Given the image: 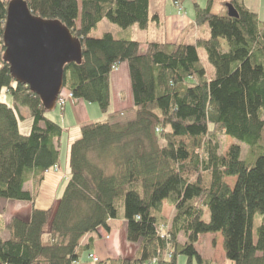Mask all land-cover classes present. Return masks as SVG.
<instances>
[{
	"label": "trees",
	"instance_id": "16d2710c",
	"mask_svg": "<svg viewBox=\"0 0 264 264\" xmlns=\"http://www.w3.org/2000/svg\"><path fill=\"white\" fill-rule=\"evenodd\" d=\"M11 1L0 0V199L30 202L33 210L29 219L14 217L9 238L0 237V264H77L94 245L93 238L83 244L87 236L109 230L112 221H125L128 243H140V249L133 259L101 264H177L179 256L187 264H214L196 248L207 234L222 236L231 263L264 264V23L245 0L227 4L238 18L228 10L213 14L214 0L205 8L195 3L196 26H207L208 38L149 43L144 54L135 40L94 38L93 31L104 20L148 31L156 18L150 0H23L33 15L60 21L80 41L82 64L66 66L64 89L105 115L80 125L81 137L69 149L66 186L48 209L37 208L35 191L25 186L33 180L38 190L59 167L63 128L48 119L28 86L13 79L3 59ZM199 48L214 68L212 83ZM124 63L134 106L109 113L111 74ZM3 93L12 107L1 101ZM21 107L32 119L25 134ZM220 136L250 146L252 155L259 154L255 163L241 159L238 143L223 155ZM165 204L174 208L169 241L159 232L167 223ZM167 251L170 261L164 260Z\"/></svg>",
	"mask_w": 264,
	"mask_h": 264
},
{
	"label": "crops",
	"instance_id": "0c3cea01",
	"mask_svg": "<svg viewBox=\"0 0 264 264\" xmlns=\"http://www.w3.org/2000/svg\"><path fill=\"white\" fill-rule=\"evenodd\" d=\"M180 2L183 3V0H181ZM173 3L175 4V2ZM245 4L248 7L246 0ZM152 17H156L155 19L159 21L158 25L160 27H166L168 31V37L171 41L169 43L161 44H176L180 39L181 41L186 40L185 35L187 32L190 31L189 36H191L198 31L195 23V14L194 17L191 18L188 16L180 17L176 14V16L174 17L167 18V22L161 21L160 17L157 15H152ZM201 31L202 36H209V33L206 34L204 32V27L201 28ZM184 43H186V41H184ZM148 44L149 43L145 44V46H148ZM145 48L147 49V47ZM119 84H125L126 87H120ZM133 106L134 104L131 91L129 67L127 63H124L120 65L116 70H114L111 74V104L109 113L120 112L132 108ZM96 107L98 106L95 104H89L82 100H68L65 108L61 110V117H58L56 115L50 116V120L56 122L63 128V134L60 140V171L56 172L54 170H51L50 172H48L45 175V179L40 184L38 190L35 189V183L33 180H30L26 184L25 189L27 191L32 193L35 191L36 193L37 198L35 203L37 208L48 209L50 207L56 206L59 202L66 186L64 185V179L69 178L67 172H64L62 165L66 166L67 171L69 170V149L71 144L81 137L80 125L88 121H102L105 119V115H103L100 108ZM72 132H74L73 136H71ZM65 139L67 141V151L65 157L63 158L62 146ZM0 207H2V212L0 211V214L2 216V222L4 223L3 229H5L6 231L8 224L14 217L29 219L33 210V204L30 202H17L3 199H0ZM120 225L121 230L119 229ZM109 227V230L99 229L96 233L98 235L97 237L95 236L96 234L87 236V238L83 241V244L86 245L88 241L93 238L94 245L92 246L90 251L84 253V255L86 256L84 257L83 255L78 264H88L89 259L87 255L90 252L98 255L99 259L102 262L107 261L108 259L117 258V256L121 253V249L119 246V242H122L121 235L123 234V238L125 237V239H127V223L125 221H112L109 223ZM105 236H109V238L106 239ZM125 242L127 243V240H125ZM215 242H217V245ZM137 244L138 249H140V243ZM208 244L210 246V249H207ZM216 246H218V248L220 249H218V255L221 256L220 259H218L215 254ZM196 248L204 260H210L214 264H233L226 258V254L224 252V240L221 235L207 234L201 236ZM138 251L139 250H136V252L132 251L133 258L137 256ZM210 251L212 252V254H210ZM128 256H130V254ZM133 258L130 257L127 259Z\"/></svg>",
	"mask_w": 264,
	"mask_h": 264
},
{
	"label": "water",
	"instance_id": "95a60500",
	"mask_svg": "<svg viewBox=\"0 0 264 264\" xmlns=\"http://www.w3.org/2000/svg\"><path fill=\"white\" fill-rule=\"evenodd\" d=\"M227 10L229 17H239L231 4ZM3 44V59L13 79L28 86L47 112H54L64 90L66 66L82 64L80 41L60 21L37 17L23 0H13L7 8Z\"/></svg>",
	"mask_w": 264,
	"mask_h": 264
},
{
	"label": "rangeland",
	"instance_id": "374dc122",
	"mask_svg": "<svg viewBox=\"0 0 264 264\" xmlns=\"http://www.w3.org/2000/svg\"><path fill=\"white\" fill-rule=\"evenodd\" d=\"M80 2V0H78ZM177 0H150V8H151V14L152 15H157L160 17L161 21H165L167 22V18H171L176 16L177 14V9L174 6V3ZM181 1V0H179ZM209 0H183V8H184V12L185 15L184 16H188V17H194V5L195 3L199 4L201 7L205 8L208 4ZM232 0H214V4H213V14L218 15V16H224L227 14V4L228 2H230ZM246 3L248 5V8L254 12L257 13L259 15L260 21L262 23H264V0H246ZM151 15V16H152ZM159 21L157 19L153 20L151 23V26L149 28L148 31H141L137 26H133L127 30H123L120 27H118L117 25H114L106 20H104L103 22H101L98 25V28L96 30L93 31V37L94 38H102L105 34H111L113 35L115 38L117 39H132V40H137L141 43V49L140 52L141 54L145 53V50L147 46H145V44L150 43V42H159V43H169L171 40L168 37V31L166 29V27H160L158 24ZM194 30V29H193ZM199 31V30H198ZM196 32L195 34L189 36V32L186 33L185 38L187 44H193L195 43V41H197V39L200 38H208L205 35L202 36L201 33V29L199 32ZM204 32L207 34L209 33V29L207 26L204 27ZM198 33V34H197ZM197 34V35H196ZM182 42L181 39L177 42L180 43ZM176 43V44H177ZM1 51V50H0ZM199 52V57L201 59L202 64L205 67L206 73H207V77L209 78V81L212 83L214 81V76H215V71L213 66L209 63L208 61V57H207V53L203 48H199L198 50ZM117 69V68H115ZM123 82V81H122ZM120 87H126L125 84H119ZM69 93L67 91V89H64L62 92V97H68ZM1 101L9 106H13V102L12 99L6 95V93H3L1 96ZM70 101H75L73 99H70ZM56 110L54 112H48L47 113V117L48 119H50V116L56 115L58 117H61V108H59V106H56ZM98 108V107H96ZM20 113L23 117V120L19 121V128L22 134H25L26 132L29 131L31 123H32V119H31V115H30V111L27 108H20ZM74 132L71 133V136H73ZM219 143L221 146V153L223 155H225L227 153V150L229 149V147L231 145H233L234 143H238V145L241 147V159L246 161L249 165H253L256 161V157L252 155V151L253 149L243 143H239V142H235L233 139L225 137V136H220L219 137ZM263 146V150H264V140L262 143ZM62 154H63V158L65 157L66 151H67V141L66 139L63 142V146H62ZM262 152V151H261ZM261 154V153H260ZM64 172L66 171L67 174H70V170H66V166L62 165ZM69 168V165H68ZM68 179H64V185H66ZM226 182L233 187L234 186V180L231 179H227ZM0 211L2 212V207H0ZM174 215V208L169 206L168 204L164 205L163 208V216L166 218L167 223L162 224L159 226V230L161 231L162 229H167L170 228V220L172 219ZM262 219L260 217L257 218V225H256V229L257 227L261 224ZM120 230H121V225L119 226ZM4 228V223L2 222L1 228H0V237L2 239H8V233ZM96 237L98 236L97 234L95 235ZM106 237V236H105ZM122 237V242H119V246L121 249V253L117 256V258H112V259H108L107 261L104 262H108V261H112V260H125L127 258H133V252H136V250L138 249V244H130L125 242V237L123 238V234L121 235ZM109 238V236L106 237V239ZM181 241H183V239H181ZM217 241V240H216ZM217 245V242H215ZM220 245V244H219ZM207 249H210V246L208 244ZM216 252V257L218 259H220V255H218V251L220 250L218 248V246H216L215 248ZM219 249V250H218ZM128 251L130 256H128ZM93 254L95 255L99 262L98 263H94L93 261H91L89 259L90 255ZM210 254H212V252L210 251ZM86 255H84L85 257ZM88 259H89V263L88 264H101L102 261L99 259V256L96 255L95 253H89L88 255ZM135 258V257H134ZM206 261H210L207 260ZM188 259L185 256H179L178 258V263L177 264H187ZM211 262V261H210ZM193 264H197L196 261H194ZM219 264V263H217Z\"/></svg>",
	"mask_w": 264,
	"mask_h": 264
},
{
	"label": "built area",
	"instance_id": "2783aa9c",
	"mask_svg": "<svg viewBox=\"0 0 264 264\" xmlns=\"http://www.w3.org/2000/svg\"><path fill=\"white\" fill-rule=\"evenodd\" d=\"M174 5H175V7L177 9V15L180 16V17L184 16L185 12H184V8H183L182 3L177 0V1H175ZM114 70H116V69H114ZM70 99H72L71 95H68V97H65V98L60 96L59 99H58V102H57V106H59V108H61V110H63L65 108V105H66L67 101L70 100ZM53 170L56 171V172H59L60 168L58 166H55L53 168ZM169 229L170 228L162 229L161 231L159 230L161 237L163 239H165V240L167 239V241L170 240ZM168 251L164 255V260L165 261H170L172 259V253L168 252ZM89 259L91 261H93L94 263H98L99 262L98 258L95 255H93V254L90 255ZM158 263H159L158 260H153V261H151L150 263H147V264H158Z\"/></svg>",
	"mask_w": 264,
	"mask_h": 264
},
{
	"label": "bare ground",
	"instance_id": "6f19581e",
	"mask_svg": "<svg viewBox=\"0 0 264 264\" xmlns=\"http://www.w3.org/2000/svg\"><path fill=\"white\" fill-rule=\"evenodd\" d=\"M84 258V257H83Z\"/></svg>",
	"mask_w": 264,
	"mask_h": 264
}]
</instances>
